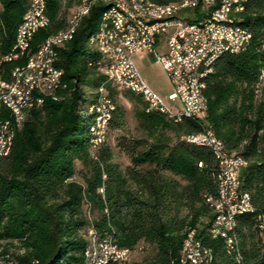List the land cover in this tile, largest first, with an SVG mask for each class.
<instances>
[{
    "label": "trees",
    "instance_id": "16d2710c",
    "mask_svg": "<svg viewBox=\"0 0 264 264\" xmlns=\"http://www.w3.org/2000/svg\"><path fill=\"white\" fill-rule=\"evenodd\" d=\"M243 3L238 22L252 37L243 49L223 52L213 62L204 120L174 122L161 112L146 111L144 105L134 107L147 124H160L178 136L210 123L230 151L248 160L240 178L255 209L239 216L237 248L228 250L226 240L211 232L215 213L207 197L216 196L217 182L210 147L182 138L172 142L152 129L149 138L117 136L118 147L130 158L124 170L108 162L111 152L105 143L97 148L96 158L91 155V116L78 109L88 90L102 83L109 88L114 103L109 131L122 130L127 120L119 90L88 64L98 55L88 39L107 8L95 1L73 38L58 47L64 86L55 97L45 96L40 106L30 109L27 119L15 127L10 153L0 155V241L17 242L20 250L10 264H87L84 250L90 228L99 236L112 234L120 246L146 243V249L152 248L150 256L125 264H177L190 229L211 248L208 264H264V234L256 223L258 212L264 213V0ZM61 4L62 0H47L50 25L38 29L25 55L1 64L0 77L8 78L48 34L66 25ZM28 5L29 0H0V53L12 48ZM205 13L197 6L187 10L186 17L195 21ZM2 108L0 118H10V110ZM77 159L89 170L82 172V180L77 177Z\"/></svg>",
    "mask_w": 264,
    "mask_h": 264
},
{
    "label": "built area",
    "instance_id": "2783aa9c",
    "mask_svg": "<svg viewBox=\"0 0 264 264\" xmlns=\"http://www.w3.org/2000/svg\"><path fill=\"white\" fill-rule=\"evenodd\" d=\"M197 6L206 10L205 15L195 21L188 20L187 10ZM47 7V0H29V7L17 26L14 44L8 52H2L0 66L3 62L20 56V49L26 48L31 26L47 27L42 25V17L51 19ZM243 10V0H196L191 2L190 7H173L172 11L162 12V16H155L151 15V11L142 9L141 0H113V8L109 16L112 35H105V42H98V33H103V30L100 27L95 33L94 43L90 46L98 52V55L92 57V63L98 71L107 74V77H113V85L117 90L140 88V91H146L145 101L148 108L159 107L167 119L174 122L182 121L180 110H189L190 113L201 116L204 120V101L199 100L194 91V74L200 64H203L206 56L219 50L234 52L243 49L242 41L247 36L246 27L238 22V16ZM115 13H123L124 16L134 19L138 24V31H129L128 26L119 25L115 21ZM162 34L166 36V49L159 52L156 46ZM52 41L54 40L45 37L40 42L42 54L39 65L35 67H43V77L25 78V85L21 87V96L17 99L24 100V107L10 106L13 108L12 131L27 119L31 108L43 103L45 96L52 97V88H56L57 83H63L59 82V73L63 70H59L56 55L52 60H45L46 47L52 45ZM143 52L151 53L161 64L172 86L169 98L177 101L175 108L168 106L139 72L133 56ZM212 70L213 67L208 68V71ZM5 84V78L0 77V85ZM4 97L6 96L0 94V110L3 107ZM96 110H99L97 105ZM108 111H110L109 107ZM205 128L206 136H199L198 131L184 134L182 138L211 137L207 122ZM211 139L215 149L221 153L222 188H224V200L222 203H214L218 205L220 215H225L229 220L233 212L246 207V202L240 200L239 182L241 168L248 160L242 154L230 151L225 143L215 141L212 137ZM99 141L100 132H98V142H92V145L98 146ZM6 142L7 140L3 139V129H0L1 152ZM262 225L264 234V221ZM90 229L92 233L95 232L93 228ZM221 233H224V230ZM141 247L146 249L148 245L143 244ZM93 253H100V259L116 257L121 259L122 263L130 261V256L126 255V248L120 247L109 235L108 248H103V252H94V245L85 247V255H93ZM177 264H196L195 250L192 248V242L187 238L183 239L182 257L178 258Z\"/></svg>",
    "mask_w": 264,
    "mask_h": 264
},
{
    "label": "bare ground",
    "instance_id": "6f19581e",
    "mask_svg": "<svg viewBox=\"0 0 264 264\" xmlns=\"http://www.w3.org/2000/svg\"><path fill=\"white\" fill-rule=\"evenodd\" d=\"M78 1L77 9L71 14L68 18L67 23L65 26H62L57 31H53L52 33L48 34L46 37L47 39L54 40L52 41V45L46 47L45 50V60H52L54 59L55 55L56 58L59 56L58 47L63 45L65 42L69 41L73 38L77 26L81 20V18L88 14L93 2L95 1H102L107 4V8L103 11L102 17L98 26V29L95 33H97L101 27L103 33H98V42H105V35H112V24L111 19H109L110 13L113 8V0H76ZM196 0H174L169 2H155L153 0H141V7L144 10L151 11V15L155 16H162V12L172 11L173 7H190L191 2H195ZM244 2V0H243ZM29 7V5H28ZM244 7V3H243ZM115 21L118 22L119 25L128 26L129 31H138V24L135 22L134 19L131 17L124 16L123 13H115ZM51 19L49 17H42V25H50ZM41 26H31L30 33L28 34L26 40V48L20 49V56L27 53L29 48L31 47V41L34 37V34L40 29ZM17 33V28H16ZM15 33V36H16ZM95 33L90 35L88 39L89 45H93ZM246 37L243 38L242 41V48H244L249 41L251 40L252 33L246 27ZM228 52V50H219L210 56H206L205 60H203V64H200L198 67L197 72L194 74L193 79V87L194 91L196 92V96H198L199 100L204 101L203 104V112L206 117L207 109H208V99L205 93L207 88V76L210 72L208 68H212L213 62L215 59L223 52ZM42 54V45L39 44L38 48L32 52L26 64H21L13 67L10 71V78H5V85H0V94L1 96H6L2 98V105L3 107L8 108L10 110V118H0V129H3V139L7 140V142L2 147L1 152V144H0V155H7L10 153L11 146L13 143L14 133L12 131V117H13V108H22L24 107V100H17L21 96V87L25 85V78H38L43 77V67H35L39 65L40 58ZM2 53H0L1 59ZM29 55V54H28ZM20 56L14 58L17 59ZM11 59V60H14ZM9 60V61H11ZM88 64L90 66H94L92 63V58L89 59ZM97 68V67H96ZM59 70H62L59 67ZM106 77V82L113 85V77H107V74H104ZM59 82L57 83L56 88H52V96L55 97V92L60 87L64 86L63 80V71L59 73ZM102 83L94 90V94L92 96H86V100H80L78 103V109L83 115H90L91 116V123L89 125V134H90V150L91 155L93 157H97L96 150L101 146V144L105 143L108 139V131H109V120L112 115V110L114 108V103L109 95L107 86ZM111 88V87H110ZM131 91L138 92L146 98V91H140V88H131ZM96 105L99 110H96ZM10 106H13L10 107ZM108 107L109 110L108 111ZM3 109V108H2ZM147 110L158 111L161 112L159 107H150ZM107 112V113H106ZM181 118H199L203 119L201 116L196 114L190 113L189 110H180V119ZM204 127V126H203ZM207 129L209 134L215 141L220 143H224L222 139H220L213 127L210 123H207ZM98 132H100V141L98 146H93L92 142H98ZM199 136H206V128L199 131ZM211 137H187L184 138L188 142L202 144L210 147L212 150L215 158H216V168L213 172V176L217 182V193L215 197L208 196V200L213 207L215 216L211 227V232L213 236H221L226 240L228 250H232L237 248L238 240L235 233V229L238 225L239 216L246 212L254 211L255 207L253 205L251 199V193L242 187V181L240 178L239 182V190H240V200L242 202H246V207L240 208L238 212H233L232 217L228 220L225 215H220V211H218V205L215 203H222L224 200V188L223 185V170H222V161H221V153L215 149L214 142L212 141ZM215 202V203H214ZM257 226L263 233V225L262 221H264V213L260 212L256 215ZM224 230V233L221 231ZM90 234V242L87 247H91L94 245V252H103V248H108V235L115 240L112 234H105L99 236L96 234V231L92 233V229H89ZM189 241L192 242V248L195 250L196 256V264H208L212 258L211 248L204 245L201 240L196 236V232L194 229H190L186 235ZM184 238V239H185ZM117 243V242H116ZM146 243H140L134 248H129L125 246H119L122 248H126V255L130 256L133 252L144 250L142 249V245ZM182 249H183V242L181 248V257H182ZM85 255V250H84ZM87 264H107L109 262L118 263V264H125L122 263L121 259H116V257H104L100 259V253H93V255H85Z\"/></svg>",
    "mask_w": 264,
    "mask_h": 264
},
{
    "label": "rangeland",
    "instance_id": "374dc122",
    "mask_svg": "<svg viewBox=\"0 0 264 264\" xmlns=\"http://www.w3.org/2000/svg\"><path fill=\"white\" fill-rule=\"evenodd\" d=\"M78 1L76 0H63L61 4V14L65 16V21L67 22L68 18L71 14L77 9ZM163 35V34H162ZM166 49V45L159 42L156 46V50L159 52L164 51ZM32 54V53H31ZM29 54L28 56H30ZM25 55V54H24ZM29 57H27L28 59ZM26 61L23 63L26 64ZM135 64L144 77L146 82L149 84L153 90L160 95L163 101L170 107L175 108L177 105V101L169 98V93L172 91V86L170 81L168 80L165 71L163 70L161 64L157 62L150 53L144 52L140 54H136L133 56ZM21 65V64H18ZM17 66V65H16ZM15 67V66H14ZM11 71V70H10ZM10 78V73L9 77ZM92 89V88H91ZM94 94V90H88L87 96H92ZM118 98L122 104H124L126 108V124L122 130L118 129H111L108 131V139L105 142L104 146H109L111 157L108 159V162L117 165L120 170H124L125 167L130 163L129 156L121 150L117 145V136L120 134H126L127 136H134V137H145L149 138L150 131L153 129L155 132L165 134V137L171 139V141H175L177 138L181 139L182 135H176V133L172 129L164 128L162 125L157 124L154 126L149 125L150 123L144 122L142 118L135 114V104L137 103L138 106H143L146 111L147 110V103L146 98L143 95H140L136 92H133L128 89L119 90ZM184 139V138H182ZM185 140V139H184ZM76 168H77V177L82 180V172L88 173L89 170L87 166L83 164L82 161L77 159L76 161ZM105 175V174H104ZM17 242L8 243L6 241H0V264H10L11 261L9 259L14 258L15 254L18 253L20 250L17 247ZM152 248H148L143 251H136L130 255V260H141L146 256H150L152 253Z\"/></svg>",
    "mask_w": 264,
    "mask_h": 264
},
{
    "label": "crops",
    "instance_id": "0c3cea01",
    "mask_svg": "<svg viewBox=\"0 0 264 264\" xmlns=\"http://www.w3.org/2000/svg\"><path fill=\"white\" fill-rule=\"evenodd\" d=\"M161 41H162L163 44L166 45V36H165V34H163V35L160 37V39L158 40V43L161 42ZM158 43H157V44H158ZM164 50H165V49H164ZM162 52H163V51H162ZM143 53H144V52H143ZM138 54H140V53H138ZM150 54H151V53H150ZM135 55H136V54H135ZM135 55H134V56H135ZM151 55H152V54H151ZM152 57H153V56H152Z\"/></svg>",
    "mask_w": 264,
    "mask_h": 264
}]
</instances>
